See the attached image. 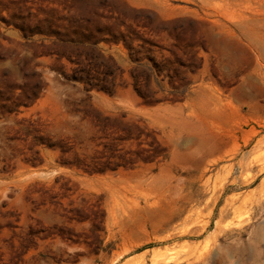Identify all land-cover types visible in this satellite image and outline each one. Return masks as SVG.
<instances>
[{
  "label": "rangeland",
  "instance_id": "obj_1",
  "mask_svg": "<svg viewBox=\"0 0 264 264\" xmlns=\"http://www.w3.org/2000/svg\"><path fill=\"white\" fill-rule=\"evenodd\" d=\"M258 1L0 0V264H264Z\"/></svg>",
  "mask_w": 264,
  "mask_h": 264
},
{
  "label": "bare ground",
  "instance_id": "obj_2",
  "mask_svg": "<svg viewBox=\"0 0 264 264\" xmlns=\"http://www.w3.org/2000/svg\"><path fill=\"white\" fill-rule=\"evenodd\" d=\"M251 12H252V14L251 15L249 14L250 15V17H249L250 20L253 21V22H255V23H262L264 25V0H259L256 3V6L254 7V10L251 11ZM225 31H227V30H225ZM220 42H221V44H222L223 47L229 46L228 41H225V40L222 39V41H220ZM237 52H243V51H241L240 48H237ZM204 246H206V245H204ZM204 246L202 247V249L205 248ZM168 251L169 250H166L165 249L164 251H159L158 250L157 253H155V254L152 253V257H151L150 261L148 262V264H165V263H168L173 258L171 256V254L168 253ZM153 252H155V251H153ZM202 252L199 253L200 256H203L205 254L204 252H203L204 254ZM141 255H139L138 257L132 258V259L129 258L130 260H127L123 264H145V259H144V257H142L143 255L142 256Z\"/></svg>",
  "mask_w": 264,
  "mask_h": 264
},
{
  "label": "trees",
  "instance_id": "obj_3",
  "mask_svg": "<svg viewBox=\"0 0 264 264\" xmlns=\"http://www.w3.org/2000/svg\"><path fill=\"white\" fill-rule=\"evenodd\" d=\"M138 81H135V85L137 84Z\"/></svg>",
  "mask_w": 264,
  "mask_h": 264
}]
</instances>
